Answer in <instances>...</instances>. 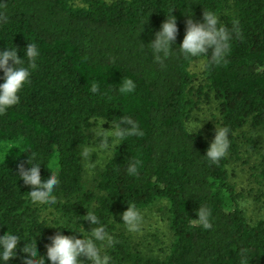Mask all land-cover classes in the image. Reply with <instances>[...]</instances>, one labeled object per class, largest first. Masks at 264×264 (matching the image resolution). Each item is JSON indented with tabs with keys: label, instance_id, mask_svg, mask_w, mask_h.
<instances>
[{
	"label": "trees",
	"instance_id": "obj_1",
	"mask_svg": "<svg viewBox=\"0 0 264 264\" xmlns=\"http://www.w3.org/2000/svg\"><path fill=\"white\" fill-rule=\"evenodd\" d=\"M204 11L215 12L230 31L239 21L240 34L233 33L219 65L211 51L179 52L186 20L202 21ZM171 14L176 49L158 61L147 44ZM28 42L40 51L36 67L19 103L0 115V235L9 230L23 240L9 264H24L20 249L33 239L32 259L45 256L50 264L45 245L54 227L63 220L87 236L95 227L84 220L87 211L114 238L111 247L98 242L107 264H264V220L248 221L228 172L245 141L259 153L255 170L264 182V146L259 152L257 145L264 140V0H0V50L14 45L23 57ZM199 57L202 70L192 73ZM125 79L135 82L134 92L119 91ZM204 99L216 103L217 115L206 132L190 130ZM121 116L137 122L143 135L113 145L95 176L86 178L82 152L93 126ZM215 126L230 129V147L211 164L204 155ZM33 153L42 179L58 173L54 205L32 203L19 179L18 165L28 167ZM133 162L137 173L130 175ZM158 201L166 204L168 234L162 253L154 254L121 228L120 214L127 205L140 212ZM199 205L211 210L212 228L193 221ZM68 229L59 231L72 235Z\"/></svg>",
	"mask_w": 264,
	"mask_h": 264
},
{
	"label": "clouds",
	"instance_id": "obj_2",
	"mask_svg": "<svg viewBox=\"0 0 264 264\" xmlns=\"http://www.w3.org/2000/svg\"><path fill=\"white\" fill-rule=\"evenodd\" d=\"M238 25L239 21L233 20L230 31L227 26L220 23L215 12L204 11L202 21L193 20L192 18L186 20L179 52L186 57H197L211 51V61L219 65L224 62L230 51V41L233 33L237 36L240 34ZM177 34L176 16L173 14L166 16L159 30L154 33V38L147 44L150 45L151 51L158 61L167 58L176 49L173 46ZM22 51L24 53L23 57L18 55V50L14 45L0 50V72L3 73V76L0 77L2 79V82H0V115L19 103V93L29 82L31 70L36 67V60L40 55L37 44L28 42ZM135 87V82L132 79H125L119 91L123 94H129L134 92ZM97 91V85L92 84L91 92L96 93ZM101 125V131L93 133L95 136L103 138L99 147L108 149L110 145L107 143V137ZM111 125L112 145H118L126 137L143 135L138 123L130 116H121L119 121L111 122ZM200 128L201 126L198 130ZM229 134L230 129L227 126H215L214 136L204 155L211 164H217L228 154L230 147ZM93 150L85 148L82 155L88 157ZM31 161L27 158L28 167H24L23 164L18 165L19 179L30 188V191L27 192L28 198L34 204L54 205L56 203L54 190L60 183L58 173L50 171L49 175L42 179L40 175L42 163L39 162L35 153L32 154ZM89 166L94 167V165ZM128 172L130 175L137 173L136 162L128 166ZM195 211L198 218L193 219V221L205 230L212 228L211 210L206 205H199ZM120 216L122 222L130 231L138 229L142 218L135 205H127L126 210ZM84 220L88 221L90 225H95L87 232L89 234L87 236H83L80 231L68 229L65 227L63 220L59 221V227H54L57 228V232L48 238L50 242L45 245L46 257L50 264H85V262L107 264L109 257L101 255L98 242L103 243L106 247H111L115 243L113 236L100 223L99 218L93 212L87 211ZM41 222L47 225V222ZM61 228L68 229L73 234L65 235L59 231ZM83 231L86 232L84 229ZM76 233L80 234L79 238ZM20 241H23L21 236L9 230L0 235V264H9L10 259L16 256ZM20 251L27 254L22 258L24 264H45V256L39 255L38 261L32 259L37 254L34 239L31 244L25 245L24 243Z\"/></svg>",
	"mask_w": 264,
	"mask_h": 264
},
{
	"label": "rangeland",
	"instance_id": "obj_3",
	"mask_svg": "<svg viewBox=\"0 0 264 264\" xmlns=\"http://www.w3.org/2000/svg\"><path fill=\"white\" fill-rule=\"evenodd\" d=\"M203 62L204 59L202 57L194 59L191 62L190 71L199 74L202 70ZM213 114L217 115L216 103L213 100L204 99L200 103L198 110L194 112L193 118L188 122V129L198 130L199 126H201L199 130L206 132L205 125L207 122L213 121ZM105 124L104 120L101 119L93 126L90 143L86 147L94 149L88 157H84L85 177L88 179H92L95 176L96 170L102 167L104 161L111 154L113 147L112 140H110L112 139V125ZM100 125L104 128L103 131L107 137V143L110 145L108 149H101L99 147L103 138L95 136L93 133L101 131ZM1 144L4 145V143ZM9 144L7 143V145ZM257 145L259 146V152L262 151L264 140L258 138ZM258 159L259 153L243 141L239 157L232 159L228 166L230 181L235 183L237 191L242 193L239 202L248 221L251 223L260 219L264 220V182L260 181L255 170ZM89 165H94V167H90ZM165 207L166 204L164 201H158L152 209L140 211L142 219L138 229L135 231H130L125 224L121 228L143 249L154 254H161L165 248L164 245L167 242L168 234L165 220ZM42 215L48 218L52 217L49 212H45Z\"/></svg>",
	"mask_w": 264,
	"mask_h": 264
}]
</instances>
